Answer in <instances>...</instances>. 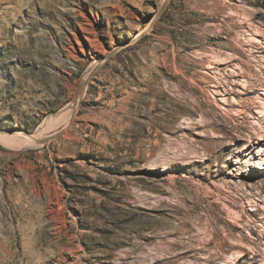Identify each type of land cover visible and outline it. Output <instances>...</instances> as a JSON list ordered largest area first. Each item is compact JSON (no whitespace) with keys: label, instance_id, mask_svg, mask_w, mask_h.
Returning <instances> with one entry per match:
<instances>
[{"label":"rangeland","instance_id":"rangeland-1","mask_svg":"<svg viewBox=\"0 0 264 264\" xmlns=\"http://www.w3.org/2000/svg\"><path fill=\"white\" fill-rule=\"evenodd\" d=\"M263 39L264 0H0V133L88 87L0 142V264H264Z\"/></svg>","mask_w":264,"mask_h":264},{"label":"bare ground","instance_id":"bare-ground-1","mask_svg":"<svg viewBox=\"0 0 264 264\" xmlns=\"http://www.w3.org/2000/svg\"><path fill=\"white\" fill-rule=\"evenodd\" d=\"M253 13V12H252ZM252 15V14H251ZM254 15V14H253ZM243 16V15H242ZM245 19H247L248 21H250L251 17L247 16L245 17ZM245 23V20H244ZM248 23V22H247ZM243 24V23H242ZM245 25V24H244ZM253 27L256 28V33L257 35L263 36V34L260 32L261 29L259 30V27L255 24H252ZM85 30V29H83ZM253 36V35H252ZM252 41L256 42V43H260L261 44V40L259 41L257 38H251ZM249 39V40H251ZM264 40V39H263ZM92 41V40H91ZM94 42V41H93ZM91 42V43H93ZM94 44V43H93ZM255 45V44H254ZM262 46V45H261ZM261 48V47H260ZM259 49V48H258ZM262 49V48H261ZM264 49V48H263ZM262 49V51H263ZM261 51V50H260ZM227 60V59H226ZM263 61V60H262ZM225 62V61H224ZM228 62V61H227ZM223 64V63H222ZM211 69L213 68L212 66L210 67ZM93 72V68H91L88 72L87 75L84 78V83L87 82V80L89 79L91 73ZM220 83V82H219ZM221 84V83H220ZM223 84V83H222ZM226 84V83H225ZM85 86V85H84ZM88 86V85H87ZM221 87V86H220ZM248 87V86H247ZM86 88L88 87H83V90L81 92V96L79 97V101L74 100L72 105L69 107V109L58 116L55 117H51L49 118L43 126H41L37 132L31 134V135H26L22 132H14L13 134H7L6 133H0V142H2L3 144H5L6 146L13 148V149H23V150H29V149H35V148H40L43 145H45L46 142L49 141V139H51L52 137H54V135L58 134V133H63L70 125V122L72 120V118L74 117L78 107H79V103L80 100L82 98V96L84 95ZM264 95V94H263ZM257 112V111H256ZM259 112V110H258ZM261 119L264 120V107L261 110ZM258 113V114H259ZM257 123V122H256ZM255 132V131H254ZM260 132V131H259ZM258 134V133H257ZM259 134H261L262 138L260 139L261 141H264V131H261ZM48 144V143H47ZM263 149V148H262ZM262 151V150H261ZM264 151V150H263ZM259 158L262 160L261 156L263 157V154H258ZM239 162V161H238ZM259 166H255L258 169H263V163L259 162L258 163ZM253 167V166H252ZM242 217V216H241ZM238 256V255H237ZM236 259L234 255L229 256V261H231L232 264H235Z\"/></svg>","mask_w":264,"mask_h":264},{"label":"water","instance_id":"water-1","mask_svg":"<svg viewBox=\"0 0 264 264\" xmlns=\"http://www.w3.org/2000/svg\"><path fill=\"white\" fill-rule=\"evenodd\" d=\"M83 88H81L79 91H78V94L76 96V101L78 100L79 101V97H80V94L82 92Z\"/></svg>","mask_w":264,"mask_h":264}]
</instances>
